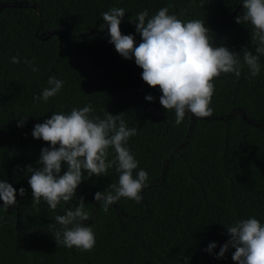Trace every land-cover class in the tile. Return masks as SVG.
I'll return each instance as SVG.
<instances>
[{
  "label": "trees",
  "instance_id": "obj_1",
  "mask_svg": "<svg viewBox=\"0 0 264 264\" xmlns=\"http://www.w3.org/2000/svg\"><path fill=\"white\" fill-rule=\"evenodd\" d=\"M0 264H264V0H0Z\"/></svg>",
  "mask_w": 264,
  "mask_h": 264
},
{
  "label": "water",
  "instance_id": "obj_2",
  "mask_svg": "<svg viewBox=\"0 0 264 264\" xmlns=\"http://www.w3.org/2000/svg\"><path fill=\"white\" fill-rule=\"evenodd\" d=\"M229 22V21H228Z\"/></svg>",
  "mask_w": 264,
  "mask_h": 264
}]
</instances>
